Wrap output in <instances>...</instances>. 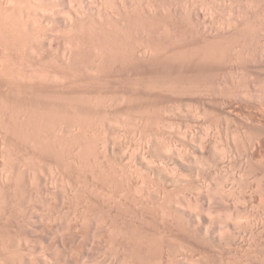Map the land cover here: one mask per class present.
I'll return each mask as SVG.
<instances>
[{"label": "rangeland", "instance_id": "1", "mask_svg": "<svg viewBox=\"0 0 264 264\" xmlns=\"http://www.w3.org/2000/svg\"><path fill=\"white\" fill-rule=\"evenodd\" d=\"M0 264H264V0H0Z\"/></svg>", "mask_w": 264, "mask_h": 264}]
</instances>
